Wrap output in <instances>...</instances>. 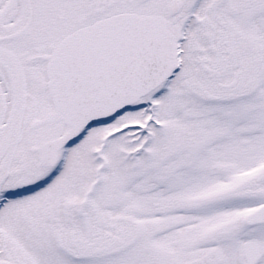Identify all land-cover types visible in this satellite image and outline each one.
I'll return each mask as SVG.
<instances>
[{
	"label": "rangeland",
	"instance_id": "obj_1",
	"mask_svg": "<svg viewBox=\"0 0 264 264\" xmlns=\"http://www.w3.org/2000/svg\"><path fill=\"white\" fill-rule=\"evenodd\" d=\"M246 1L205 2L203 21L192 25L191 37L185 46L188 57L182 72L163 92L155 95L159 106L157 121L165 127L162 131L150 125L154 139L145 153L137 155L145 138L139 128L148 124V95L130 106L122 115L117 114L92 127L84 128L88 129V133L85 138L71 146L66 167L57 180L36 194L13 199L3 209L0 213V232L33 251L36 259H46V264H120L118 258L106 262L100 259L87 261L59 256L58 260L53 230L55 223L58 219L63 224L72 218L79 220V212L73 211V215L65 216L59 211L56 216L54 209L59 204L63 208L68 202L79 205L88 196L94 202L108 203L112 208L111 212L118 215L119 211L114 210L118 204L136 203L141 206V211L136 216L148 224L152 203L162 197L159 193H153V189L168 182L175 186L177 192L183 187H198V190L201 188L206 209L205 218L224 220L219 222L223 225L221 227L214 221L205 222L206 234H215L217 239V236L229 234L232 232L229 219L235 218L237 238L244 236L241 219L262 203L258 199L248 198L247 177H262L264 182V94L238 102L224 99L205 103L199 97L202 90L200 82L210 81L211 76L204 73L199 59L209 60L208 66L216 61L218 54L212 56V53L213 49L216 50V29L219 28L217 21L221 16L224 17L222 26L228 24L224 27L233 31L236 29L232 28L236 27L240 34H251L255 42L264 44V0H259L262 6L253 10H247ZM230 63H233V58ZM228 68L230 71L232 65ZM223 79L224 82L231 80L230 73ZM259 84L261 87L258 91H264V74L260 77ZM3 96L7 105L3 103L0 106V156H3L0 165L5 167L1 168L3 172L0 177L6 176L8 180L5 190L15 191L11 178L14 179L12 176H15L14 172L20 160L39 161L36 149L46 142L68 135L72 128L67 127L63 120L58 122L59 125L56 123L33 129L35 118L42 119L52 112L50 108L40 106L38 115L30 114L25 117L21 128L9 133L11 124L16 123L17 119L11 110L12 99H9V94ZM43 101L45 106L51 102L48 96ZM200 125L205 129V135L199 131ZM251 126L254 132L248 138L255 140L253 145L236 146L237 139L231 131L238 129L243 134L242 137H246ZM193 128L197 130L195 135H192ZM203 136L206 138L204 144L201 142ZM5 138L10 139L7 145L3 142ZM98 151L102 152L108 162L103 171L104 179L100 183L97 182L96 175L101 167ZM235 154L239 156L234 157ZM163 161L166 162L164 166ZM231 165L237 168L235 172L225 171L224 168L220 170L218 167L226 166L229 170ZM35 166L37 171L33 176L37 182L50 170L43 168L41 162ZM37 175H40L39 178ZM90 188L92 195L88 194ZM189 193L191 194L188 196L178 194L170 197L179 202H198V191ZM182 196L188 197V200L181 199ZM73 207L77 208L74 205ZM214 209L220 211H211ZM217 228L220 230L216 231ZM148 240V236H143L137 241L136 247L124 256L126 263L153 264L150 250L144 247Z\"/></svg>",
	"mask_w": 264,
	"mask_h": 264
},
{
	"label": "flooded vegetation",
	"instance_id": "obj_2",
	"mask_svg": "<svg viewBox=\"0 0 264 264\" xmlns=\"http://www.w3.org/2000/svg\"><path fill=\"white\" fill-rule=\"evenodd\" d=\"M206 1L0 0V106L5 103L3 95L9 94V99H12L11 110L17 119L16 123L11 124L8 132L21 128L25 117L30 114L38 115L40 106L50 108L52 112L42 119L35 118L33 129L56 123L59 125L58 122L63 121L48 90V66L54 51L69 35L120 15L162 17L167 21L168 29L179 44L181 69L178 76L188 57L185 46L191 37L192 25L203 21L202 13ZM260 6L262 5L259 0L246 1L247 10L259 9ZM223 19L224 17L221 16L217 21L219 28L216 31L220 38L212 32L216 36L214 44L216 50L213 49L212 53V56L218 54L216 61L208 66L209 60L199 59L204 73L211 76L210 81L200 82L202 90L199 92V97L205 103L208 101L215 103L224 99L238 102L254 98V95L264 94V91H258L261 87L260 77L264 74V44L255 42L251 34H240L236 27L232 28L236 29L233 31L229 30V27H224L228 24L223 23L222 26ZM215 40L211 41L215 42ZM231 65L229 71L228 66ZM229 73L231 80L224 82L223 78ZM45 96L51 101L46 106L43 101ZM143 128L144 132L145 128ZM259 128L261 129L260 125ZM199 131L205 135L203 127ZM196 132L197 130L194 129L192 135ZM253 132L251 126L246 137H242L243 134L239 133L238 129L231 131V134L237 139L236 146L239 144L246 147L253 145L255 141L253 138H248ZM3 142L7 145L10 139L5 138ZM201 142L203 144L206 142L205 136ZM189 144L193 145L191 142ZM70 148L71 146L58 153V161L54 167L46 165L41 155L39 161L20 160L14 172L15 176H12L14 179L11 178L15 191L5 190L4 186L8 180L6 176L0 177V189L3 188L0 190V193H3L0 196V213L13 199H23L36 194L49 186L55 178L57 180L60 169L66 163H63V152L70 151ZM99 153L102 156V152L98 151L97 157ZM238 156L234 155V157ZM66 158L69 159V154ZM0 159L2 160L3 156H0ZM39 162L43 168H49L50 171L36 182L33 175L37 171L35 164ZM164 163L166 162L163 161V166ZM105 166L104 161L99 170L100 175ZM2 167L5 166L0 165V174L3 172ZM218 167L231 173L237 169L234 165L229 166V170L226 166ZM39 176L37 175V178ZM247 178H249L248 198L262 202L248 213L250 215L264 207V182L262 177L258 178V176L249 175ZM158 180L161 181L159 178ZM174 188L175 186L168 182L154 187L153 193H159L162 197L152 203L151 219L148 224L136 216V213L141 211V206L136 203L118 204L114 208L119 211L118 215L111 212L112 208L108 203L94 202L88 196L79 205H75V202H68L63 208L61 204L57 205L54 209L56 216L59 211L65 216L73 215V211L79 212V220L69 217L71 221L67 219L66 224L59 219L55 223L53 230L57 242V258L63 256L71 259H87V261L100 259L106 262L118 258L120 264H128L124 256L136 247L141 237L148 236L149 240L145 242L144 247L150 250L153 264H264V222H250V224L245 218L241 219L245 235L239 236L238 239L236 219H229L232 232L217 236V239L215 234H206L205 222L214 221L221 227L223 225L219 222L224 220L205 218L206 209L201 188L199 187L198 190V187L197 189L183 187L180 192ZM196 191L199 194L198 202H179L170 197L178 194L188 196L191 194L189 192ZM88 194H93L92 188L89 189ZM185 196L181 199L188 200ZM217 210L220 211V209L211 211ZM215 230L219 231L220 228ZM34 254L18 241L0 232V264H46V259H36ZM48 262L50 263V260Z\"/></svg>",
	"mask_w": 264,
	"mask_h": 264
},
{
	"label": "water",
	"instance_id": "obj_3",
	"mask_svg": "<svg viewBox=\"0 0 264 264\" xmlns=\"http://www.w3.org/2000/svg\"><path fill=\"white\" fill-rule=\"evenodd\" d=\"M177 49L166 21L121 16L66 38L49 65V90L74 134L45 146L48 158L79 132L126 111L172 77Z\"/></svg>",
	"mask_w": 264,
	"mask_h": 264
},
{
	"label": "bare ground",
	"instance_id": "obj_4",
	"mask_svg": "<svg viewBox=\"0 0 264 264\" xmlns=\"http://www.w3.org/2000/svg\"><path fill=\"white\" fill-rule=\"evenodd\" d=\"M176 77H177V75H176ZM176 77H175V79H176ZM173 82H174V81H173ZM150 145H151V143H150ZM67 161H68V158H67V160H66V163L64 164L63 168L61 169V171H60L59 175H60V174H61V172H62V171L65 169V167H66V164H67ZM59 175H58V176H59ZM55 179H56V178H55ZM55 179H54V180H55ZM54 180H53L51 183H53V182H54ZM51 183H50V184H51ZM47 187H48V185L46 186V188H47Z\"/></svg>",
	"mask_w": 264,
	"mask_h": 264
}]
</instances>
